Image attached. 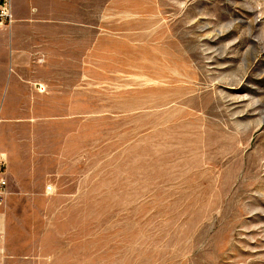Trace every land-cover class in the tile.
I'll return each instance as SVG.
<instances>
[{"label": "rangeland", "instance_id": "rangeland-1", "mask_svg": "<svg viewBox=\"0 0 264 264\" xmlns=\"http://www.w3.org/2000/svg\"><path fill=\"white\" fill-rule=\"evenodd\" d=\"M79 111L60 264H264V0H81Z\"/></svg>", "mask_w": 264, "mask_h": 264}, {"label": "crops", "instance_id": "crops-1", "mask_svg": "<svg viewBox=\"0 0 264 264\" xmlns=\"http://www.w3.org/2000/svg\"><path fill=\"white\" fill-rule=\"evenodd\" d=\"M12 9L13 23L0 28V264H60L44 241L43 204L60 200L76 153L81 0H12Z\"/></svg>", "mask_w": 264, "mask_h": 264}, {"label": "built area", "instance_id": "built-area-1", "mask_svg": "<svg viewBox=\"0 0 264 264\" xmlns=\"http://www.w3.org/2000/svg\"><path fill=\"white\" fill-rule=\"evenodd\" d=\"M14 21V14L12 9V0H0V28L11 26ZM0 184L5 185V180L1 179ZM3 191H0V193ZM1 204V196H0Z\"/></svg>", "mask_w": 264, "mask_h": 264}]
</instances>
